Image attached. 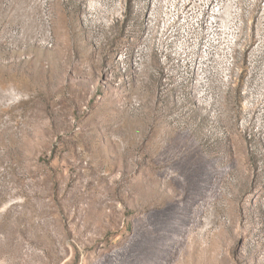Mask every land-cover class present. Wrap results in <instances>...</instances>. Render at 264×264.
Masks as SVG:
<instances>
[{"label": "rangeland", "instance_id": "rangeland-1", "mask_svg": "<svg viewBox=\"0 0 264 264\" xmlns=\"http://www.w3.org/2000/svg\"><path fill=\"white\" fill-rule=\"evenodd\" d=\"M239 5L168 43L146 0H0V264H264V0Z\"/></svg>", "mask_w": 264, "mask_h": 264}, {"label": "built area", "instance_id": "built-area-1", "mask_svg": "<svg viewBox=\"0 0 264 264\" xmlns=\"http://www.w3.org/2000/svg\"><path fill=\"white\" fill-rule=\"evenodd\" d=\"M146 25L154 35L163 37L168 43L184 37L186 31L201 28L213 33L220 26H229V38L240 17L239 0H146ZM180 26V30L177 27ZM181 31L185 35H181Z\"/></svg>", "mask_w": 264, "mask_h": 264}]
</instances>
